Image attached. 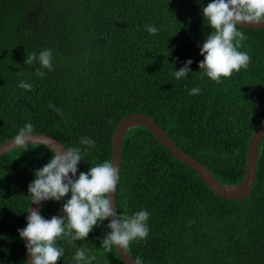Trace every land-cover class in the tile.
Returning <instances> with one entry per match:
<instances>
[{
  "label": "trees",
  "instance_id": "16d2710c",
  "mask_svg": "<svg viewBox=\"0 0 264 264\" xmlns=\"http://www.w3.org/2000/svg\"><path fill=\"white\" fill-rule=\"evenodd\" d=\"M212 0H0V145L25 124L65 148L96 145L82 156L77 176L111 161L118 122L143 113L181 150L202 163L224 185L244 178L248 141L264 119V29L238 26L247 39L240 51L246 70L216 84L202 75L200 46L211 32L202 8ZM159 31L153 35L146 26ZM45 49L53 70L36 76L39 62L28 55ZM192 60L187 77L172 73ZM32 84L30 91L19 87ZM199 87L198 95L189 91ZM59 108L63 116L50 108ZM26 150V151H25ZM50 149L29 144L0 156V264H27L23 229L31 204L28 185ZM51 200L45 219L62 216ZM117 212H149V235L127 251L143 264H264V138L250 194L227 200L213 194L195 171L174 158L144 127L125 133L116 189ZM108 219L85 240L57 241V264H77L79 247L95 256L91 264H124L102 238Z\"/></svg>",
  "mask_w": 264,
  "mask_h": 264
},
{
  "label": "clouds",
  "instance_id": "9594fccd",
  "mask_svg": "<svg viewBox=\"0 0 264 264\" xmlns=\"http://www.w3.org/2000/svg\"><path fill=\"white\" fill-rule=\"evenodd\" d=\"M203 19L211 28L204 43L200 46L203 60L198 67L202 75L216 84L223 79H229L241 69L246 70L251 62L247 52L240 51L242 42L247 36L238 30V25L264 24V0H212L202 8ZM146 30L155 35L159 29L148 25ZM39 62L36 76L43 78L45 72L53 70V55L50 49L37 54L31 53L24 60V64L32 65ZM192 60L184 62L183 67L174 71L172 75L179 81L188 76L189 65ZM19 87L30 91L32 84L21 81ZM199 87L189 91V95H198ZM55 112L63 116L59 108L49 105ZM34 128L27 123L14 137L12 144L21 149L34 142L32 139ZM79 144L81 147L53 148L49 145L52 156L50 160L34 172V179L28 185L31 204L42 201H60L70 194V198L63 203L62 216H52L45 219L38 209L28 208L27 224L18 229L21 240H26L25 248L29 254V264H57L64 250L57 246V241L67 239L69 243L85 240L94 227L110 219L107 228L110 230L101 240V246L106 253L113 248L127 250L134 241L146 240L149 235V212L140 210L132 216L117 212L113 201V194L119 182L118 168L114 162L105 160L96 166H91L87 173L78 172V164L82 156L96 145L95 140L84 136ZM26 151V150H25ZM95 256L86 255V250L79 247L73 259L77 264H91ZM134 264H143L137 257Z\"/></svg>",
  "mask_w": 264,
  "mask_h": 264
},
{
  "label": "water",
  "instance_id": "95a60500",
  "mask_svg": "<svg viewBox=\"0 0 264 264\" xmlns=\"http://www.w3.org/2000/svg\"><path fill=\"white\" fill-rule=\"evenodd\" d=\"M238 26L247 29H257V30L264 29V24H259V25L241 24ZM137 126L146 128L174 158H176L186 166L192 168L195 171V173L198 175V177L202 180V182L207 186V188L216 196L227 200H242L250 194L256 178L259 149L261 142L264 138V119L253 131L248 141L247 150H246L244 178L240 183L234 185H224L220 183L202 163H200L198 160H196L195 158L187 154L185 151L181 150L176 144H174V142L169 138V136L162 129V127L155 122V120H153L147 115L139 114V113L130 114L122 118L118 122V124L116 125L113 131L112 141H111V161L114 162L115 165L117 166L119 170L118 175L120 173V167H121V148H122L123 138L128 129ZM13 139L14 138L0 145V156H3L10 150L16 148L11 142L13 141ZM32 139L34 140V142L30 144L41 145L48 149H50L49 145L53 148H56L58 146H63L59 141L45 134L35 133ZM116 189H117V185H116ZM50 201L51 200L42 201L38 205L30 204L29 208L30 209L34 208L41 211V209ZM113 201L116 205V190L115 193L113 194ZM28 214L29 213L27 211L26 217L28 216ZM26 217H25L24 227H26L27 224ZM110 219L111 218L108 219V222H110ZM24 243L26 244L27 241L24 240ZM115 251L119 259L124 264H134V260L130 256L127 250L125 251L115 248ZM29 260L30 257L26 251L27 264H29Z\"/></svg>",
  "mask_w": 264,
  "mask_h": 264
},
{
  "label": "rangeland",
  "instance_id": "374dc122",
  "mask_svg": "<svg viewBox=\"0 0 264 264\" xmlns=\"http://www.w3.org/2000/svg\"><path fill=\"white\" fill-rule=\"evenodd\" d=\"M134 114V113H133ZM139 114H143V113H139ZM145 115V114H144ZM151 118V117H150ZM156 122V121H155Z\"/></svg>",
  "mask_w": 264,
  "mask_h": 264
}]
</instances>
